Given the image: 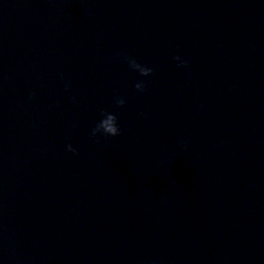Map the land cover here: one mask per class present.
<instances>
[{
    "label": "water",
    "instance_id": "1",
    "mask_svg": "<svg viewBox=\"0 0 264 264\" xmlns=\"http://www.w3.org/2000/svg\"><path fill=\"white\" fill-rule=\"evenodd\" d=\"M0 264H264V0H0Z\"/></svg>",
    "mask_w": 264,
    "mask_h": 264
},
{
    "label": "clouds",
    "instance_id": "2",
    "mask_svg": "<svg viewBox=\"0 0 264 264\" xmlns=\"http://www.w3.org/2000/svg\"><path fill=\"white\" fill-rule=\"evenodd\" d=\"M128 67L139 74L140 77H150L154 73V69L145 64L140 63L135 57L125 56L124 57ZM174 59L178 62V66L187 67L189 61L183 57L177 55ZM134 88L137 92H144L146 89V81L143 79H138ZM127 103L126 99L122 96H116L114 99V104L118 107H123ZM122 133L120 126L119 118L116 112L101 110L98 114L95 126L91 129L92 138H109V137H118ZM68 150L75 153L77 149L74 148L71 144L68 145Z\"/></svg>",
    "mask_w": 264,
    "mask_h": 264
}]
</instances>
